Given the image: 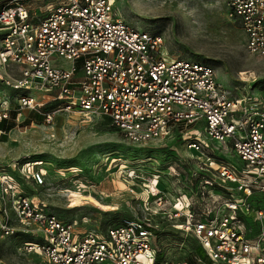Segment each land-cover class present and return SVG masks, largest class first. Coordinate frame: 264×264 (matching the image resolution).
Returning a JSON list of instances; mask_svg holds the SVG:
<instances>
[{"label":"built area","instance_id":"obj_1","mask_svg":"<svg viewBox=\"0 0 264 264\" xmlns=\"http://www.w3.org/2000/svg\"><path fill=\"white\" fill-rule=\"evenodd\" d=\"M29 1L0 5V80L16 91L21 109L36 111L47 124L62 113L106 117L125 140L148 152L154 172L147 177L157 191L140 198L147 216L124 217L106 231L81 230L2 170L0 236H37L16 248L44 264L203 263L197 256L189 260L181 244L164 241V229L154 222L163 216L173 219L183 241L195 239L212 262L264 264V87H225L207 61L183 57L162 34L125 21L115 11L116 0H41L38 10ZM225 1L248 53L264 57V0ZM8 67L19 75L10 76ZM5 103L0 121L8 117ZM171 139L202 159L189 166L187 158L188 166L179 168ZM223 151L244 167L239 170ZM17 170L36 185L46 181L47 170L36 161ZM127 175L141 181L143 194L145 177L135 168ZM162 175L178 178L185 189L164 191ZM218 194L226 196L224 202L218 203Z\"/></svg>","mask_w":264,"mask_h":264},{"label":"rangeland","instance_id":"obj_2","mask_svg":"<svg viewBox=\"0 0 264 264\" xmlns=\"http://www.w3.org/2000/svg\"><path fill=\"white\" fill-rule=\"evenodd\" d=\"M3 1L0 0V5ZM29 4L38 10L44 2L31 0ZM114 7L131 25L162 34L171 51L210 63L225 87L254 92L264 87V57L248 53L240 24L227 17L225 0H116ZM7 73L12 77L19 75L16 67H8ZM19 92L28 93L26 90ZM30 93L39 95L35 91ZM3 101H7L4 106L8 105L6 119L15 126L7 133H0V172L9 170L15 174L21 189L45 202L50 211L64 220H76L81 230L106 231L124 217L146 215L140 198L148 197V193H140L141 181L129 178L127 173L135 168L141 178L145 177V184H149L153 178L147 176L154 170L147 165L148 152L125 140L106 117L88 120L62 113L51 125L44 120L38 121L35 119L37 112L21 109L16 91L0 80L1 112ZM176 141L171 139L167 143L176 151L179 168L188 166L187 158L191 162L189 166L202 159L197 152L193 156ZM169 152L171 150L166 151ZM222 155L239 170L244 167V162L231 151H223ZM25 161L43 165L47 170L44 184L36 185L19 173L17 168ZM177 179L162 175L161 188L173 194L182 192L184 184ZM154 189L156 192L157 187ZM225 197L218 194V203L224 202ZM154 222L164 229L165 242L187 248V242L171 226L173 219L155 216ZM36 237L21 232L0 236L2 264H44L33 253H21L16 248L26 239L35 240ZM162 240L158 238L156 242L160 245ZM179 252L184 251H176ZM195 257L189 255L192 262H196ZM208 262L203 260L201 264H225L211 259Z\"/></svg>","mask_w":264,"mask_h":264},{"label":"trees","instance_id":"obj_3","mask_svg":"<svg viewBox=\"0 0 264 264\" xmlns=\"http://www.w3.org/2000/svg\"><path fill=\"white\" fill-rule=\"evenodd\" d=\"M44 108L45 109L49 108V105H46ZM35 119L38 121L43 120V116L35 114ZM14 126L15 124H13V122H9L6 118H3L0 121V129H3L5 131L12 129ZM1 140H5V138H2ZM187 249L189 251V255H195L207 261V263H209L208 260H210V258L206 254L204 248L199 243H197L195 239L190 238L189 240H187ZM189 255H187L188 259H189Z\"/></svg>","mask_w":264,"mask_h":264},{"label":"bare ground","instance_id":"obj_4","mask_svg":"<svg viewBox=\"0 0 264 264\" xmlns=\"http://www.w3.org/2000/svg\"><path fill=\"white\" fill-rule=\"evenodd\" d=\"M242 74H244V72L242 73ZM146 186L148 187L145 191H147V193L149 192H151V191H155V189H154V187H155V185H154V182H153V180L149 183V184H146ZM155 193V192H154Z\"/></svg>","mask_w":264,"mask_h":264}]
</instances>
